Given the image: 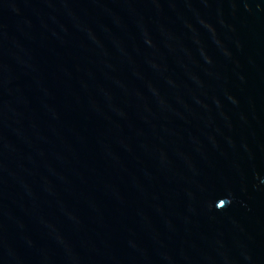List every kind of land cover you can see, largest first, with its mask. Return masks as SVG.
Masks as SVG:
<instances>
[{"label":"water","instance_id":"95a60500","mask_svg":"<svg viewBox=\"0 0 264 264\" xmlns=\"http://www.w3.org/2000/svg\"><path fill=\"white\" fill-rule=\"evenodd\" d=\"M0 264H264V0H0Z\"/></svg>","mask_w":264,"mask_h":264}]
</instances>
